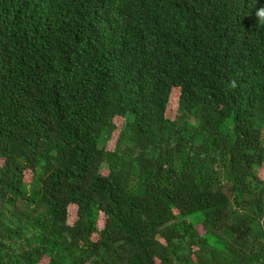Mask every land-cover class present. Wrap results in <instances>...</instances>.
<instances>
[{
	"label": "trees",
	"instance_id": "1",
	"mask_svg": "<svg viewBox=\"0 0 264 264\" xmlns=\"http://www.w3.org/2000/svg\"><path fill=\"white\" fill-rule=\"evenodd\" d=\"M260 9L0 0V264H264Z\"/></svg>",
	"mask_w": 264,
	"mask_h": 264
},
{
	"label": "rangeland",
	"instance_id": "2",
	"mask_svg": "<svg viewBox=\"0 0 264 264\" xmlns=\"http://www.w3.org/2000/svg\"><path fill=\"white\" fill-rule=\"evenodd\" d=\"M108 148H109V149H112V148H113V143H109V144H108ZM262 175H263V177H264V170H263ZM26 180H28V174L26 175ZM69 222H70V223H73V222H74V218H73V216L71 215V213H70V219H69ZM198 229H199L200 233H203V229H202V227L199 226Z\"/></svg>",
	"mask_w": 264,
	"mask_h": 264
},
{
	"label": "clouds",
	"instance_id": "3",
	"mask_svg": "<svg viewBox=\"0 0 264 264\" xmlns=\"http://www.w3.org/2000/svg\"><path fill=\"white\" fill-rule=\"evenodd\" d=\"M256 15L262 20L264 21V9H260L257 11Z\"/></svg>",
	"mask_w": 264,
	"mask_h": 264
}]
</instances>
